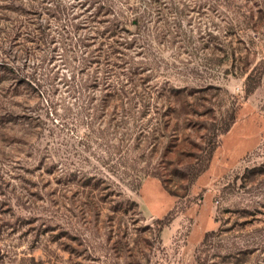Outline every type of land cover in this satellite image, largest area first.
<instances>
[{
	"label": "rangeland",
	"instance_id": "rangeland-1",
	"mask_svg": "<svg viewBox=\"0 0 264 264\" xmlns=\"http://www.w3.org/2000/svg\"><path fill=\"white\" fill-rule=\"evenodd\" d=\"M0 264H264V0H0Z\"/></svg>",
	"mask_w": 264,
	"mask_h": 264
},
{
	"label": "trees",
	"instance_id": "trees-1",
	"mask_svg": "<svg viewBox=\"0 0 264 264\" xmlns=\"http://www.w3.org/2000/svg\"><path fill=\"white\" fill-rule=\"evenodd\" d=\"M123 18V21H121L120 20V22L121 23H126V18L125 17H122ZM135 19H136V21H135ZM133 24H135L137 27H138V22H139V19L137 18V17H135V18H133ZM119 24H117L116 23V25H115V27H117ZM117 31L115 30V28H113V27H111V29H110V33H116ZM132 38H134L135 39V37L133 36ZM121 44H123V42H121ZM123 46H126V44H124ZM216 146H218V143H213L212 144V146L209 148V150L206 152V161H209V159L211 158V155H212V153H213V151H214V149L216 148ZM204 168H206V164L203 166V167H201L200 169H199V171L197 172V173H199V172H201L202 170H204ZM196 173V174H197ZM161 229V228H160ZM159 229V230H160ZM207 234H208V232L207 231H205V233L203 234L204 235V237H203V239L204 238H206V236H207Z\"/></svg>",
	"mask_w": 264,
	"mask_h": 264
},
{
	"label": "crops",
	"instance_id": "crops-1",
	"mask_svg": "<svg viewBox=\"0 0 264 264\" xmlns=\"http://www.w3.org/2000/svg\"><path fill=\"white\" fill-rule=\"evenodd\" d=\"M167 209H168V207H167ZM167 209H165L164 212H165Z\"/></svg>",
	"mask_w": 264,
	"mask_h": 264
}]
</instances>
